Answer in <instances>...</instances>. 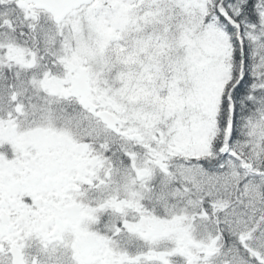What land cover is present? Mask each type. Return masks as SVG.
I'll list each match as a JSON object with an SVG mask.
<instances>
[{"label": "snow or ice", "instance_id": "1", "mask_svg": "<svg viewBox=\"0 0 264 264\" xmlns=\"http://www.w3.org/2000/svg\"><path fill=\"white\" fill-rule=\"evenodd\" d=\"M0 264H264V0H0Z\"/></svg>", "mask_w": 264, "mask_h": 264}]
</instances>
